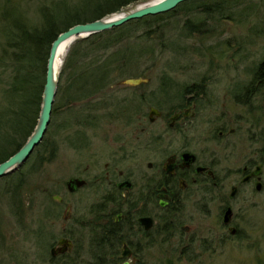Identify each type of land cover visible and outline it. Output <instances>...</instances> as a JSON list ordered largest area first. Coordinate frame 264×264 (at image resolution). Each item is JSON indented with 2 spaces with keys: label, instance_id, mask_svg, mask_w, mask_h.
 Instances as JSON below:
<instances>
[{
  "label": "rangeland",
  "instance_id": "1",
  "mask_svg": "<svg viewBox=\"0 0 264 264\" xmlns=\"http://www.w3.org/2000/svg\"><path fill=\"white\" fill-rule=\"evenodd\" d=\"M60 2L66 5L79 4L80 0H0V49L5 44L3 31L8 22L37 30L42 23V12L56 9ZM244 6L246 8L242 13L240 9ZM186 7L187 4L183 8ZM232 8L240 19L236 15L229 20L220 18L213 23L212 31L187 36L178 32L186 17L183 10L165 15L158 22V29L168 33V38L175 43L167 48L158 47L156 41L161 36L155 32L149 39L152 44L149 60L139 64L137 75H127L145 78L146 82L141 83L144 85L125 87L122 83L125 78H118L89 97L72 102L66 99L63 90L68 75L76 69L63 68L59 95L54 97L52 118L42 140L19 167L21 169L0 178V264H95L91 258L93 250L89 244L88 227L79 225V221L84 219L87 224V221L95 218L96 212L90 211V208L93 209L91 205L112 189L110 184L93 181L95 175L103 172L106 163L114 164L115 170H120L135 184L131 194H123L124 202L131 203L133 209L137 208L141 212H151L155 215V226L160 228L170 218L169 211L156 208L155 204H150L137 192L145 180L158 174L163 155H166L163 149L175 148L177 144L173 130L166 131L160 137L157 134L167 125L166 117L174 109L171 104L183 100L180 94L183 89L190 87V83L199 91L204 90L202 98L194 102L195 115L190 121L187 120L193 138L198 143L202 142V136L209 129H214L213 119L221 114L223 120L235 126L236 130L218 144L211 137L208 138L210 133L206 135L208 139L205 145L211 150L216 149V169L222 185L218 184L212 192L203 193L202 197L184 202L183 207L175 212V218L185 223L192 215L191 223H197L199 229L206 233L212 234L214 231L213 234L220 236L219 228H214L216 224L213 223V217H207L216 214L214 207L217 206V195L227 194L231 183L237 180V166L245 162L247 152L259 143L264 147V84L253 85L250 75L253 66L264 58V0H244V3L233 5ZM140 30L142 27H137V32ZM91 40L77 43L76 39L71 42L63 62L73 50L72 56L79 64V54L86 46L89 48L87 43ZM112 68H109L112 71L109 75L115 73ZM82 69L85 68H77V71ZM234 86H250L254 93L251 100L244 104L235 101L231 94ZM131 95H144L138 105L136 101L133 102L140 110V123L137 124L133 115L131 123L124 126V121H115L116 118L109 115L112 111L104 110L102 105L114 103L113 112L123 116L124 110L119 106L118 99L131 98ZM152 101L164 105V116L148 121L146 113ZM2 103L0 92V106ZM139 126L144 127L145 131L136 140L135 148L128 149L129 135L135 134L133 128L138 129ZM2 127L0 125L1 130ZM128 127L132 129L128 130ZM79 131L87 132L82 138L84 146L79 141L70 142L81 136ZM18 136L16 140L21 139ZM12 145L7 146L6 153ZM198 146V149L202 148V145ZM147 161L153 163L151 169L146 168ZM76 176L83 177L86 185L71 193L65 182ZM18 177L23 180L18 181L20 186L16 188ZM252 190L251 185L239 187L234 203V211L237 209L241 212L238 205L244 208L250 201L248 211L251 213V226L248 231L243 226L244 232L248 233L244 241L215 240L213 245L210 240L211 245L207 249L199 251L198 255L193 252L185 257L181 252L182 237L172 232L164 236L158 230L156 243L145 246L140 259H134L130 264H264V202ZM56 193L62 198L59 203L52 198ZM210 195L216 196L210 203L213 213L205 216L199 210ZM67 202L71 204L72 212L68 220L67 216H62L67 209ZM167 231L169 228L164 229V232ZM62 235L71 238L72 245L63 252L58 250L52 253L51 247L57 244L56 240ZM142 239H138L141 244ZM204 244H207V240Z\"/></svg>",
  "mask_w": 264,
  "mask_h": 264
},
{
  "label": "flooded vegetation",
  "instance_id": "2",
  "mask_svg": "<svg viewBox=\"0 0 264 264\" xmlns=\"http://www.w3.org/2000/svg\"><path fill=\"white\" fill-rule=\"evenodd\" d=\"M141 78L143 80L136 84H124L122 82L123 86L135 87L136 85H144L141 83L146 82V79ZM254 84L258 86L263 85L255 82ZM189 86L183 89L180 94L183 100L175 105L171 104V107L174 109L172 108L173 111L166 117L168 119L167 125L165 127L163 126L161 128L162 131L157 134V137H160L166 131L173 130L174 135L177 136V144L175 148L163 149L166 155H163L161 165L158 167V174L151 175L149 179L145 180L144 184L140 186V191L137 192L141 194V197L144 196L143 199L147 202L155 204L156 208L169 211L170 218L165 220L160 228H157L155 226V215L151 212H141L137 208L133 209V205H130L131 203L124 202L123 194H131L135 184H133L127 175L124 176L120 170H115L114 164L106 163L103 172L95 175L93 181L96 183L104 182L106 185L110 184L112 189L108 193L102 194V198L91 205L93 209L90 208V211L96 212L95 218L92 217L93 219L87 221V224L84 219L79 221V225L88 227L89 244L93 250L91 258L95 264H123L124 262L130 264L134 259L138 261L140 254L143 253V248L156 243V232L158 230L164 236L171 235L170 232L173 235L181 236V240L183 241L181 252L185 257L191 255L193 252L198 255L199 251L202 252V250L207 249L211 245L209 244L210 240L214 245L215 240L216 242L222 240L223 242L236 241L240 243V241L246 239L248 233L244 231L246 228L248 231L251 226V221L249 222L251 213L248 211L250 201L244 208L238 205L241 212H238L236 209L237 213L234 211V203L239 192V187L248 185H251L255 195L260 196L264 202V147L260 143L254 145L247 152L245 162L237 166V180L231 183L227 194L219 193L217 195L216 201L218 202L217 206L214 207L216 214L214 216H207L210 218L213 217V223L216 224L214 228H219L220 236L217 237L213 234L214 231L212 235L199 229L197 223H191L192 215L185 223H180L175 218V212L178 208L183 207L190 198L195 200V197H202L203 193H210L216 186L222 185V180L218 177V171L216 169V149L211 150L208 148L205 145V141L211 137L218 144L221 139L233 134L236 130L235 126H230L227 120H223V115L221 114V116H216L217 120L215 118L213 119L215 122L214 129H209L202 136V142L198 143V140L193 138V132L188 128L190 122H187V120L189 119L190 121V118L195 115L194 102H198L197 100L202 98L204 90L199 91L191 83ZM232 89V98L239 103H248L254 95L253 89L250 86H234ZM130 97H120L118 99L119 106L124 110L123 116L113 112L114 108L112 104L114 105V103H111L110 106L105 103L102 107L104 110L108 109L112 111L111 114H108L112 118L115 117V121H124V126L131 123V117L133 115L135 116L134 119H137L138 124L140 123V119L138 120L140 110L137 108V105L139 101L141 102L144 99V95H131ZM135 101L136 106L133 104ZM164 108V105L160 102L158 104L155 101L150 102L146 113L148 121H154L155 118L164 116ZM95 116H92V118ZM131 129L128 127V130ZM133 129L136 133L129 135L128 149L135 148L136 140L145 131L144 127L141 126L138 129L137 127ZM254 132H256L255 128ZM86 133V131L84 133L80 132L81 136L77 137V139H71L70 142L72 143L73 141L75 143V141H79L80 145L83 144L84 146V140L82 141V138ZM208 133H210V136L206 138ZM198 145H202V148L198 149L200 147ZM206 148L207 150H205ZM151 167H153V163L147 161L146 168L151 169ZM76 178L81 180V183L77 186L70 184L72 189H69L67 186V180L65 182L66 187L71 193L76 192L79 188L86 185V180L81 176L71 177L68 180ZM52 198L58 201L57 203L62 201L61 196L57 193ZM214 199H216V196L210 195L206 203L200 207L199 213L205 216L213 213L210 203ZM65 208L67 209L64 215L67 216L68 220L72 214L71 204L67 202ZM64 215L62 216L64 217ZM168 228L169 231L164 232V229ZM151 233L153 234L151 235ZM60 238L65 239L66 242L60 244L58 241ZM139 238H143L142 244L138 242ZM206 240L207 244L205 245ZM56 241L57 244L52 246L51 249L54 248L57 250L58 247L62 246L66 249L73 243V240L65 235L58 237ZM216 242L215 244L217 246L218 244ZM104 260L106 263H103Z\"/></svg>",
  "mask_w": 264,
  "mask_h": 264
},
{
  "label": "trees",
  "instance_id": "3",
  "mask_svg": "<svg viewBox=\"0 0 264 264\" xmlns=\"http://www.w3.org/2000/svg\"><path fill=\"white\" fill-rule=\"evenodd\" d=\"M107 1L102 4V0L90 1V3L87 0H80L79 4L68 5L60 2L56 9L42 12V23L37 30H30L22 24L15 26L12 22H8L3 31L5 44L0 49V66H2L0 92L3 96V103L0 106V125L3 126L2 130L0 129V139H2L0 161L21 147L35 125L41 104L46 58L54 37L60 31L67 29L69 25L101 17L132 2V0H112L109 3ZM239 3H244V0H186L165 13L144 15V17L123 22L122 25L77 39V43L82 40H92L87 43L89 48L86 46L87 48L79 54L81 58L79 64L76 63L77 59L73 57L72 50L68 59L63 62L65 67L61 65L56 95H59L58 90L61 88L60 77L63 68L76 69L68 75V82L63 90L66 93V99L72 102L89 97L118 78L133 77L127 76L129 74L137 75L139 64L146 63L149 60V54L152 53V44L149 39L155 32L161 36V39L156 41L158 47L167 48L175 43L168 38V33L158 29V22L165 15L183 10L186 17L178 28L179 34L182 36L204 34L212 31L213 23L220 18L229 20L235 15L238 18V14L232 7ZM186 4L188 7L183 8ZM245 8V6L241 7L242 13ZM209 19L212 21L210 22ZM139 26L142 30L137 32ZM110 67H113L114 74L109 75L112 72ZM77 68L92 70L82 69L78 72ZM131 70L135 72L130 73ZM251 75L253 84L254 82L264 84V58L253 66ZM18 135L21 139L16 140ZM11 144H13L11 150L6 153L7 146ZM19 167L12 172H17L21 169ZM22 180L18 177L16 188L20 186L18 181Z\"/></svg>",
  "mask_w": 264,
  "mask_h": 264
},
{
  "label": "water",
  "instance_id": "4",
  "mask_svg": "<svg viewBox=\"0 0 264 264\" xmlns=\"http://www.w3.org/2000/svg\"><path fill=\"white\" fill-rule=\"evenodd\" d=\"M183 1L186 0H134L132 3L126 4L109 13H105L101 17L69 25L67 29L60 31L49 45V52L45 64L44 83L41 90V104L35 125L29 136L21 144V147L11 153V155L7 158L0 161V178L22 165V163L29 157L34 147L42 140L44 132L50 121L52 105L54 103L53 100L57 92L58 77L61 71L63 59H61L59 68H56L55 58L58 46L62 41H68V47L75 39L87 37L91 35V33L102 32V30L110 29L113 26L122 25L123 22L128 20L144 17V15L165 13V11L175 8L177 4ZM142 80L143 79L141 77H127L122 82L124 84H136ZM66 183L69 189H72L70 184H75L77 186L81 183V180L78 178L70 179L67 180ZM65 216L66 215H64V218ZM58 241L60 244L66 242L63 238H60ZM64 249V246L58 247L57 250L52 248L51 252L56 253L58 250L63 251ZM123 264H126V262Z\"/></svg>",
  "mask_w": 264,
  "mask_h": 264
},
{
  "label": "bare ground",
  "instance_id": "5",
  "mask_svg": "<svg viewBox=\"0 0 264 264\" xmlns=\"http://www.w3.org/2000/svg\"><path fill=\"white\" fill-rule=\"evenodd\" d=\"M149 1H154V0H149ZM67 45H68V41H62L60 43V45L58 46V50L56 53V62H55V67L59 68L60 66V62L61 59H63V56L65 55L66 51H67Z\"/></svg>",
  "mask_w": 264,
  "mask_h": 264
}]
</instances>
